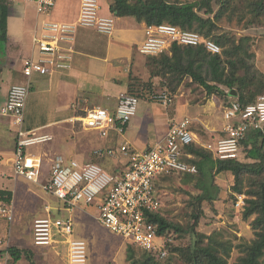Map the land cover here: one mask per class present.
<instances>
[{"label":"built area","instance_id":"2783aa9c","mask_svg":"<svg viewBox=\"0 0 264 264\" xmlns=\"http://www.w3.org/2000/svg\"><path fill=\"white\" fill-rule=\"evenodd\" d=\"M19 1L34 3L42 17L40 31L33 36L37 53L23 60L22 73L28 81L11 85L1 113L12 116L17 128L12 157L15 175L37 182L42 172V162L40 158L28 155V148L52 141L53 135L24 128L25 109L32 86L30 79L34 74L52 75L71 68L79 29L90 28L104 35H112L115 17L101 14V0H80L79 15L74 21L51 17L56 0ZM146 34V40L139 46L140 53L146 55L169 51L174 43L202 44L212 53L222 52V47L214 40L170 23L147 25ZM151 98L164 106L173 102L166 89L155 90ZM139 102L138 96L121 93L114 111L93 107L87 109L79 120L85 129L99 130L103 136L108 135L111 127L123 132L124 126L137 114ZM224 118L226 124L223 131L226 134L201 145L212 151L216 158L227 160L239 155L240 139L247 135L249 129L264 132V94L245 107L233 101L224 108ZM191 122L189 117L173 122L167 135L145 151H130L127 145H122L121 150L129 155V162L119 175L107 172L96 162L66 160L57 155L51 165L50 180L43 186L68 207L100 200L97 218L104 228L154 253L157 258L165 259L169 254L167 242L171 239L158 235L157 226L149 219V214L159 213L163 207L162 197L156 188L160 177L172 173H198V166L183 157L186 145L199 143L197 134L190 128ZM95 153L98 156L113 155L114 149H97ZM246 199L244 193L237 195L234 202L237 211L244 208ZM0 215L11 220L12 203L7 205L0 201ZM73 231L74 221L71 217H38L33 223V240L37 246H50L61 241L68 245L69 264H88L87 241L75 238ZM10 259V253L6 252L0 256V264H12Z\"/></svg>","mask_w":264,"mask_h":264},{"label":"crops","instance_id":"0c3cea01","mask_svg":"<svg viewBox=\"0 0 264 264\" xmlns=\"http://www.w3.org/2000/svg\"><path fill=\"white\" fill-rule=\"evenodd\" d=\"M102 2L103 0H101V14L115 17L114 33L104 35L95 29L80 28L74 44L75 52L71 68L52 75L34 74L30 79L32 86L25 109L24 128L48 132L53 135V140L57 139L56 144H49V147L46 146L47 148L42 153L33 148L36 145L28 148V155L36 156L42 162V172L37 182L16 176L14 173L12 157L17 128L12 116L1 113V109L6 103L11 85L28 81L24 75L21 77L23 60L37 53L33 36L37 31H40L42 17L35 11L36 5L32 2L26 3L18 13L15 3L10 9L9 38L6 42L7 53H5L7 56H5L6 61L3 64L0 62V163L5 161L6 165L11 167L10 170L1 171L0 189L11 190L13 193L11 202L13 218L9 220L0 215V219L5 218L9 221V235H16L18 231L21 233L27 231L23 227L27 221L32 219L31 217L47 215L71 217L75 225V220L80 215L76 214L77 210H84L86 205H90L82 203L68 207L61 199L44 188L43 185L50 180L51 165L57 155L66 160L77 159L96 163L98 161L107 172L119 175L128 167L129 162V155L121 150L122 145H127L130 151H145L167 135L173 122L185 117L192 120L191 128L197 134L199 144L213 142L226 134L223 131L226 124L224 116L221 125L216 119L218 109L222 111L224 107V101L217 96L200 101L206 103L210 99L212 102L214 101L215 110L213 114H210L199 108L201 105L198 104V101L194 103L193 100H188V95L192 94V91L182 87L177 95L181 100L179 105L176 104V98L164 109L158 101L140 99L137 114L124 126L123 132H120L117 127H111L108 135L103 136L99 130L83 127L79 119L87 109L97 106L109 111L116 109L118 97L127 90L131 71L141 73L145 78L148 77L144 66L145 57L139 51V46L147 38V24L138 21L133 16H117L111 10V0L105 1L104 10ZM29 8L34 9L36 16L30 26L25 20ZM79 11L80 0H56L51 17L56 20L74 21L78 17ZM12 21L14 22L13 33L10 29ZM5 64L9 67L8 70H3ZM10 76L17 79L16 82L4 81L5 79L12 80L9 79ZM153 81L154 84H160V78H154ZM45 101L48 103V107H46ZM31 104H34L35 107L28 111ZM188 104L190 106L189 113H187V108H183ZM222 112L224 113V109ZM85 133L87 134L85 135ZM87 143L91 148L92 157L88 158L89 160H84ZM108 148L114 149L113 155L98 156L95 153L97 149ZM49 165L50 167H48ZM11 187L13 189H10ZM48 195L53 196L55 201L48 200ZM99 203L100 200L91 203L96 204L94 206L97 208V212L94 216L97 220ZM63 213H67V215L61 216ZM75 238L85 240L81 237ZM60 243L65 244L61 241ZM33 245H35L34 242ZM66 246L67 249L68 245ZM23 261L24 258L15 264H24Z\"/></svg>","mask_w":264,"mask_h":264},{"label":"trees","instance_id":"16d2710c","mask_svg":"<svg viewBox=\"0 0 264 264\" xmlns=\"http://www.w3.org/2000/svg\"><path fill=\"white\" fill-rule=\"evenodd\" d=\"M111 1V10L117 16H133L147 25L174 24L183 29L197 31L222 47L221 53H212L202 44L194 46L174 43L169 51L159 55L142 54L145 57L144 66L148 77L131 71L125 93L152 100L151 94L156 90L153 79L160 78V86L170 93L173 100L179 95L181 87L189 88L194 83L204 89L205 98L217 96L228 104L239 102L242 107L256 102L264 94V73H259L250 63L255 56L251 36H238L234 31H219V22L224 19L229 22L236 20L245 27L262 24L264 0ZM215 5H218V9ZM10 9L7 0H0V40L5 43L9 38ZM197 132L200 133L199 130ZM183 157L198 166L201 176L208 173L207 168L209 173L215 169L218 174L231 172L234 175L232 196L235 201L238 194L244 193L248 196L242 213L245 220H250L255 232L253 239L242 240L237 245L240 255L234 264H264V132L249 129L247 135L240 139L239 155L236 158L218 159L212 151L197 142L184 147ZM177 174L191 179L197 173H172L165 177ZM210 192L207 189L191 199L192 219L186 229L168 220L160 212L149 214V219L157 226L159 236L169 239L172 230L180 232L182 236H191L188 246L171 247V242H167L169 254L166 258L170 259L168 264H202L201 260L205 256L218 260L219 264H226L224 259H217L216 255L203 251L199 245L203 237L197 232L203 214L201 203L212 197ZM12 198L11 190L0 189L1 202L10 205ZM4 251L10 253L14 264L22 258H27L29 264H36L34 253L30 249L9 246L0 251V256ZM129 252L133 259L132 264H163L150 251L142 250L139 256L133 254V249ZM176 254L184 263L174 256Z\"/></svg>","mask_w":264,"mask_h":264},{"label":"rangeland","instance_id":"374dc122","mask_svg":"<svg viewBox=\"0 0 264 264\" xmlns=\"http://www.w3.org/2000/svg\"><path fill=\"white\" fill-rule=\"evenodd\" d=\"M105 1L108 2V0ZM105 1L103 0L102 2L104 10L106 6ZM177 1L186 2L192 0ZM7 2L9 3V6H11V8L15 3V8L18 7L16 9L17 13L20 11V9H22V7H24L26 3H28L21 1L18 2V0H7ZM215 8L218 9V5H215ZM35 11H37L36 8ZM35 17L36 16L34 9L29 8L28 14L25 18L28 26L33 24V20ZM219 26L220 32L222 30L225 32L234 31V33H236L238 36H251L253 40L252 50L255 52V56L251 59L250 63L254 65V69L259 73H264V19L262 21V24L250 27H245L243 24L237 23L236 20H234L233 22H229L224 19L219 22ZM10 29H12L11 32L13 33V21ZM6 51L7 43L0 40V62L2 64L6 61ZM8 68L9 67L5 64L3 70H8ZM22 76L23 74L21 75V77ZM9 79L12 80L7 81L8 79H5L4 81L16 82L17 80L15 78L13 79L12 76H10ZM189 88L188 89L192 91V94L188 95V100H193L194 103L198 101V104L201 105L199 106V108H202L203 111H208L210 114H213L215 110L214 101L212 102L210 99L207 103L200 102L206 100L204 89L202 87H199L196 83L190 85ZM159 89L162 90L164 88L157 83L156 90ZM180 101V98L176 97V104L179 105ZM45 103L46 107H48V103L46 101ZM184 103L186 104V102ZM223 104V109L227 105H229L227 101L223 102ZM161 106H163L164 109L165 106L162 104ZM34 107L35 105L31 104L27 110L31 111ZM183 108H187V113L190 112L189 104L187 106H183ZM222 111L218 109L216 117L220 125L224 121V113ZM84 113L85 111L83 112V114ZM86 134L87 133H85V135ZM56 140L57 139L54 138V140L48 143L39 144L33 148L42 153L44 152V149L47 148L46 146L49 147V144H56ZM85 150H87V153L84 160H89L88 158L91 159L92 153L90 152L91 148L89 147L88 143L85 145ZM97 163L101 164V162L98 161ZM48 167H50V165ZM10 169L11 167L9 165H6L5 161L0 163V174L2 173L1 171H7ZM207 172L209 173V168H207ZM208 173L202 176L197 173L195 176H192L191 179L186 178L185 175L178 174L169 177H160L156 182V188L163 201V207L160 213L168 220L177 223L184 229H186L192 219L193 209L191 205V199H193V196L201 195V193L205 192L207 189L211 191L210 194L212 195V197L203 200L201 203L203 214L201 215L199 224L197 226V232L202 234L203 237L201 238L199 245H201L203 251L216 255L217 259H224L226 261V264H234L238 256L240 255V252L237 249V245L242 242V240L249 241L253 239L255 237V232L250 224V220H245L243 218L242 210L237 211L234 206L235 198L232 196L233 185L235 183L234 175L231 172H222L218 174L216 173L215 169L210 171L209 174ZM10 189L13 188L11 187ZM47 199L52 202L55 201V198L51 195H48ZM94 205L96 206V204L86 205L85 208L82 206L84 210H77L76 214L80 215H78L75 220L73 231L74 237L85 238V240L87 241L88 264H132L133 259L130 258L129 251L133 249V254L135 256H139L142 253L143 249L139 248L130 241L124 240L121 236L110 231L109 229L102 227L100 222L94 216V214L97 212V208H95ZM66 215L67 213H63L61 216ZM31 218L32 219L27 221V223H25L23 227L26 228L27 231H23L22 233L18 231L16 235H9V221L5 218L0 219V234L3 235L2 237H4L3 242L0 243V251L2 249H6L9 246H20L22 248H27L33 251V258L35 263L37 264H69L67 257L68 248L66 249L67 244L57 242L50 246L37 247L33 245V223L36 217ZM171 235V238H169L171 239V247L188 246L192 240L189 234L182 236L180 232H177L175 230L171 231ZM5 252L6 251L2 253ZM56 252H58L59 254H57ZM174 256H176V258H178L181 263H184L182 258L178 254ZM168 258L159 261H161L163 264H168L170 262V259ZM23 262L24 264H29L30 261L27 258H24ZM10 263L14 264L12 262V257L10 259ZM201 263L219 264L218 260H211V258L208 256H205L201 260ZM175 264L177 263L175 262Z\"/></svg>","mask_w":264,"mask_h":264}]
</instances>
